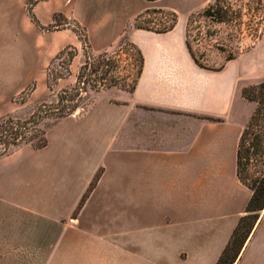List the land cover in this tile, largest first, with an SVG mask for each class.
<instances>
[{
    "label": "crops",
    "instance_id": "crops-1",
    "mask_svg": "<svg viewBox=\"0 0 264 264\" xmlns=\"http://www.w3.org/2000/svg\"><path fill=\"white\" fill-rule=\"evenodd\" d=\"M210 1L32 5L43 26L58 13L79 21L93 52L126 33L143 67L132 92L95 91L77 120L63 118L47 129L44 147L26 145L0 159V247L11 242L17 256L21 250L32 256L38 217L43 239L55 241L67 239L70 219L79 229V264L216 263L252 192L236 175L243 128L233 117L238 75L229 62L221 70L199 66L185 42L188 16ZM27 6L28 0H0V39L13 42L0 51V80L42 79L53 50L73 43L67 28L39 30ZM147 8L175 12V26L135 28L134 18ZM52 223L58 233L49 238ZM234 264H264V207Z\"/></svg>",
    "mask_w": 264,
    "mask_h": 264
},
{
    "label": "trees",
    "instance_id": "trees-1",
    "mask_svg": "<svg viewBox=\"0 0 264 264\" xmlns=\"http://www.w3.org/2000/svg\"><path fill=\"white\" fill-rule=\"evenodd\" d=\"M37 1L28 0L27 14L33 24L39 30L44 31H51L53 30L52 27H56L55 30L71 29L79 37L84 60L79 65L73 85L61 88L54 93V86L58 80L69 74V67L76 55V49L73 46H67L51 58L46 67V86L49 94L54 93L55 98L51 99L48 95L41 98L27 117L15 115L0 117V156L11 154L21 145H30L34 149L44 147L47 144V129L50 126L71 114H82L87 111L88 105L84 103V99L89 90L99 91L116 87L132 92L143 67V55L140 49L127 38V35L115 53H108L103 50L98 54H91L90 50L92 49L85 26L76 20H72L70 23L69 18L61 13L53 16V23L55 24L51 25L52 29L41 25L32 11V5ZM150 12L165 13L167 11L147 8L134 18V27L154 32H167L175 26L177 14L173 11L167 12L172 16L171 22L161 29H153L138 24L140 17ZM196 15L207 19L209 24L213 26L224 25L229 28L226 37L227 42L234 38H241L244 34L257 39L259 38L258 29H255L251 24L254 19L259 18L260 24L264 25V3L263 0H211L201 12L191 13L188 16L185 26V42L191 57L203 68L221 70L240 51L235 50L233 52L230 44L223 41L216 42L215 46L220 51L228 53L224 61L216 68H208L200 64L193 55L186 38V31ZM206 32L212 35L215 33V28H208ZM121 53H128L132 59L131 68L123 72L119 67ZM55 63L61 70L53 71ZM33 89L34 84H29L25 93ZM241 96L253 103L254 109L239 135L236 150V175L239 181L251 190L252 194L245 206L243 215L239 218L215 264H234L258 220L259 212L264 207V80L243 87ZM207 119L213 120V118ZM97 177L98 174L91 181L74 212L78 211L83 204Z\"/></svg>",
    "mask_w": 264,
    "mask_h": 264
},
{
    "label": "rangeland",
    "instance_id": "rangeland-1",
    "mask_svg": "<svg viewBox=\"0 0 264 264\" xmlns=\"http://www.w3.org/2000/svg\"><path fill=\"white\" fill-rule=\"evenodd\" d=\"M201 10L192 13H199ZM166 11L168 12L170 10ZM167 12L145 13L138 20V24L145 27H151L153 29H161L171 22L172 16ZM72 20L75 19L70 18L68 21L71 23ZM244 20L246 23L248 22L246 18ZM52 24L55 23H51L47 27L51 28ZM59 24H61L60 21ZM251 26H253L255 29H258L259 38H252L248 34H244L241 38H234L233 40L227 42L226 37L229 32V28L224 25L213 26L209 24L207 19L196 15L194 16L191 26L186 31V38L191 46L193 55L197 61L205 67H218L228 54L227 52L220 51L215 46L216 42L223 41L230 44L233 52L235 50L240 51L234 59L228 62L229 66L233 68V72L238 75L236 84L237 97L233 105V117H236L238 120H240L243 126L252 113L254 104L241 96V90L245 86L253 85L264 80V25L260 24L259 18H256L254 21H252ZM52 28L53 30L51 31H55L56 27ZM208 28H215V33L210 35L208 32H206ZM69 30L72 32L71 33L69 31V34H71L74 38L73 43L62 47L59 50H53L52 57L58 53V51L67 46H73L76 49V55L70 64L69 74L64 78L59 79L57 84L54 86V93H56L61 88L70 87L73 85L79 65L84 60V54L81 49L82 47L79 37L71 29ZM125 37L126 33H121V35L110 45L109 48L103 50L107 51L108 53H115L120 48V44L125 39ZM12 44V40L6 41L0 39V51L3 50V47ZM90 51L91 54H98L101 52H93L92 50ZM128 53H121L119 67L122 72L131 68L132 59L129 57ZM57 70H61V68L57 63H55L53 66V71L55 72ZM37 76H40V74L38 73ZM32 83L34 84V89L25 93L28 85H31ZM49 93L50 92L46 86V68L42 74V79L28 82L0 80V117L6 115L27 117L41 98L47 95L51 99L55 98L54 93ZM94 97H97L95 95V91L89 90L84 99V103L88 105L87 109L91 107ZM119 100L114 99L115 102ZM79 116L80 114L74 113L64 118L77 120ZM23 146L26 145H21L20 147L16 148L15 151L21 149ZM5 156L7 155L0 156V159ZM78 211L73 212L71 217H75ZM0 220H3V218L0 217ZM43 220V218H37L36 239L33 243H31V245L34 247V254L32 256H24L22 253L25 251L21 250L19 251L21 255L17 256V251H15L14 247H10L11 242L3 241L1 242L2 245L0 247V264H79V229H75L70 226V221L72 220L67 219L66 221L69 224L67 233L64 235L67 236V239H62V241L43 239V237L48 238V235L45 236V234L41 232L43 226L38 225L44 224ZM51 230L52 233L49 235V238L56 237L58 231L57 226L54 223L51 224Z\"/></svg>",
    "mask_w": 264,
    "mask_h": 264
}]
</instances>
